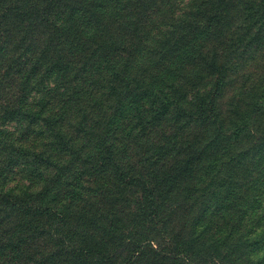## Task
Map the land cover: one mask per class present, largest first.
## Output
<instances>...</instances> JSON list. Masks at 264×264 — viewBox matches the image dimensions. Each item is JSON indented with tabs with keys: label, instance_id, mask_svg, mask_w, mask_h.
Returning <instances> with one entry per match:
<instances>
[{
	"label": "trees",
	"instance_id": "16d2710c",
	"mask_svg": "<svg viewBox=\"0 0 264 264\" xmlns=\"http://www.w3.org/2000/svg\"><path fill=\"white\" fill-rule=\"evenodd\" d=\"M0 264H264V0H0Z\"/></svg>",
	"mask_w": 264,
	"mask_h": 264
},
{
	"label": "rangeland",
	"instance_id": "374dc122",
	"mask_svg": "<svg viewBox=\"0 0 264 264\" xmlns=\"http://www.w3.org/2000/svg\"><path fill=\"white\" fill-rule=\"evenodd\" d=\"M9 129H15V124H11L10 126H8Z\"/></svg>",
	"mask_w": 264,
	"mask_h": 264
}]
</instances>
